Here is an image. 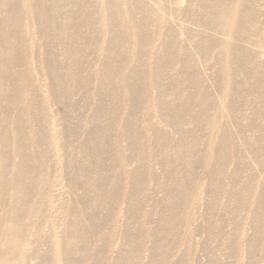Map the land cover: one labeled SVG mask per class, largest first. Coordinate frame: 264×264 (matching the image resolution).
I'll use <instances>...</instances> for the list:
<instances>
[{
	"label": "bare ground",
	"instance_id": "obj_1",
	"mask_svg": "<svg viewBox=\"0 0 264 264\" xmlns=\"http://www.w3.org/2000/svg\"><path fill=\"white\" fill-rule=\"evenodd\" d=\"M171 1L181 0H154L157 7L153 9L150 21H137L138 16L150 13L140 0H0V264H13L16 260L26 264L27 240L33 239L39 243L52 239L51 235L40 232L41 223L37 220L39 213L44 215V220L45 215L50 217L48 210L53 206L46 203V194L50 196L53 193L49 163L59 164L62 160L65 164L63 176L69 184L78 180L87 184L83 197H79L77 203L83 212L88 213L93 230L100 229L106 221V217L100 215L98 222H95V214L102 212L108 204L101 197L105 195L112 199L116 196L118 182L111 174L110 164L122 168L118 180L122 182L127 178L135 194L142 182L152 180L150 161L153 158L165 165L166 177L173 175V161L165 153L164 143L169 151H176L185 137L172 141L161 133L158 125L149 121L153 115L151 109L158 110L160 118L183 135L180 122H198L206 116L208 103H201L191 115L196 99L188 94L175 93L174 89L182 83L170 70L178 51L172 43V40L176 41L177 31L169 24L166 29L163 27L165 19L172 16V10L165 4ZM259 1L230 0L222 11L213 16L212 6L222 8L220 0H213L212 6L201 15L199 29L206 35V40L200 44V55L206 54L215 42V36L211 35H215V29H219L227 39L222 42L225 80L230 76L228 53L234 50L239 53L235 57L237 63L248 56L242 55L240 49L246 38L241 41L235 36L239 33L241 37L253 36L249 33L250 28L257 33L259 24L256 16L261 9L256 5ZM188 12L187 9L183 14L188 15ZM151 20L155 23V36L147 38L144 37V30L149 29ZM24 22L26 28H23ZM158 28L164 30L171 40L163 45V54L156 64L148 67L146 63L151 59ZM145 39H148L146 45L151 48L149 53L143 55L142 41ZM87 52L98 64V71L89 70L91 65L84 58ZM188 58L193 64L197 59L191 53ZM36 67L47 75L48 84L38 82ZM200 78L202 76L197 69L193 75L185 77V81L190 80L189 85L195 94L201 92ZM14 84L18 87L15 88ZM93 90L97 99L93 116L103 119L102 126L91 127L86 121L72 125V117L81 115L82 107ZM223 96L226 107L234 109L235 102L229 101L226 93ZM111 98L116 100L113 109L109 108L108 100ZM169 100L179 102L175 104V110L171 108L173 104ZM49 101H53L59 109L61 131H56L49 120ZM111 117L114 118L112 122L109 120ZM134 117L138 118L136 124L132 121ZM43 122L46 124L44 130L40 129ZM49 124L53 141L47 131ZM81 128H84L85 139L78 142L70 156L63 158L58 153L48 152L47 148L51 146L72 145ZM147 134L157 135L161 141L160 147L146 143ZM61 137V141L57 142L56 139ZM119 140L124 144H120ZM248 149L252 152L250 147ZM111 152L116 154L111 156ZM137 155H140L139 165L127 175L124 167ZM216 155L218 162L225 163L227 160L222 147ZM185 162L190 164V159L186 158ZM221 176L219 174L217 178ZM186 181L187 178L178 181L176 193L169 199L184 196ZM35 185L44 192L30 198ZM131 198L128 197L129 202ZM170 204L168 219L172 217L175 203ZM71 205L75 206L74 203ZM135 210L132 206L128 208L129 220L135 218ZM190 211L187 210V222L191 221ZM69 226L67 238L71 243L66 249L68 261L72 259L69 253L75 245L84 244L87 239V234L85 237L79 235L81 223L78 218H74ZM145 237L146 234H143L142 238ZM83 250L90 252L97 261L95 246ZM34 254L38 255L40 262L45 261V255L40 251L36 250ZM129 256L123 260H130ZM123 260L121 258L120 262Z\"/></svg>",
	"mask_w": 264,
	"mask_h": 264
},
{
	"label": "rangeland",
	"instance_id": "obj_2",
	"mask_svg": "<svg viewBox=\"0 0 264 264\" xmlns=\"http://www.w3.org/2000/svg\"><path fill=\"white\" fill-rule=\"evenodd\" d=\"M140 1L148 7L150 13L138 16L137 21H150L157 5L154 0ZM201 1L181 0L165 3L168 9L172 10V16L165 19L163 27L166 29L169 24L177 31L176 41L172 40V43L178 51L170 70L182 83L174 89L175 93L188 94L196 99L190 111L191 115L201 103H208L206 116L198 122H180L183 135H179L175 127L162 120L158 110L151 109L153 115L149 121L158 125L161 133L172 141H178L181 136L185 137L176 151H169L164 143V151L173 161V175L166 177L165 165L153 158L150 161L153 178L142 182L143 185L140 184L138 189L139 194H135L127 178L122 182L118 180L122 168L114 163L110 164L111 174L118 182L116 196L112 199L105 195L102 196L103 199L101 197V200H106L108 204L102 212L95 214V222H98L100 215L105 216L106 221L100 229L93 230L88 213L83 212L77 203L78 198L83 197L87 184L80 180L69 184L63 176L65 164L62 160L59 164L54 162L56 165L49 163L52 168L49 177L53 185V196L46 194V203H52L53 206L48 210L50 217L45 215L44 220V215L39 213L37 220L41 223L40 232L43 235H51L53 240L39 243L33 239L27 240L26 264H264V0H260L256 5L261 9L260 14L256 16V22L259 24L257 33L250 28L249 33L253 36L241 37L239 32L235 36L241 41L246 38L240 49L242 55L248 56L242 59L241 63H237L235 57L239 53L235 50L228 53V80L224 78L226 67L222 64V42L227 39L219 29H215V35L211 34L212 37L215 36V42L210 45L206 54L199 53L200 44L206 40V35L199 29L201 15L212 6L213 0L200 3ZM220 1L221 9L212 6L213 16L222 11L223 6L230 0ZM187 9L188 15L183 14ZM151 21L149 29L144 30V37L155 36V23ZM24 24L25 22L23 28H26ZM156 34L151 59L146 63L148 67L156 64L163 54V45L171 40L164 30L158 28ZM147 41L148 39L142 41L143 55L150 52L151 47L146 45ZM189 53L197 58L194 64L188 58ZM84 58L88 59L91 65L89 70H99L90 52L85 53ZM60 60L63 62L62 58ZM133 63L132 57L131 64ZM195 69L202 76L199 80L201 92L197 94L189 85L190 80L185 81L186 75H193ZM35 73L41 85L49 83L47 75L37 67ZM13 86L18 87L17 84ZM90 93V97L85 101L86 105L82 107L81 115L72 117V125L83 121L91 127L101 125L103 119H96L92 111L97 105L96 92L93 90ZM225 93L229 101L235 102L234 109L227 108L223 103ZM152 94L155 96V91ZM108 101L110 109L116 107L115 99ZM178 103L170 101V104H173L171 108L174 109ZM48 108L50 122L56 131H61V116L57 105L49 101ZM113 119L111 117L109 120L112 122ZM136 119L138 120L137 117L132 119L135 124ZM50 127L49 124L47 131L53 141L54 135L51 136ZM44 128L46 129L45 122L40 126V129ZM84 137V128H81L72 145L59 144L58 148L51 146L47 150L50 154L58 153L63 158L68 157ZM61 139L62 137L57 138L56 141ZM145 142L155 144L156 147L161 144L154 134L148 135ZM119 143L124 144L122 140H119ZM221 147L227 154L225 163L217 160L216 154ZM248 147L252 152H249ZM110 154L114 156L116 153ZM138 157L140 155L129 160L124 167L127 175L138 167ZM204 157H207V160H204ZM186 158L190 159V164L185 162ZM219 174L222 176L217 178ZM182 178H187L184 196H172L173 198L169 199L176 193L177 183ZM43 192V189L35 185L30 198H35ZM128 197H132L130 202ZM170 202L175 205L172 208V217L168 219ZM72 203L75 206L71 205ZM130 206L136 208L133 220H129L127 216ZM73 208L75 210L72 211ZM187 210H191L190 222L186 221ZM46 218L49 219L48 222ZM74 218H78L81 223L79 235L85 237L87 234V239L84 244L75 245L69 253V258L72 259L68 261L66 249L71 242L67 233ZM127 230L128 235L125 236ZM143 234H146L145 238H142ZM91 246H95L98 251L97 261L90 252L83 250H89ZM36 250L45 255V261H39L38 255L34 254ZM127 255H130L131 261L123 260ZM13 264L21 263L16 260Z\"/></svg>",
	"mask_w": 264,
	"mask_h": 264
}]
</instances>
